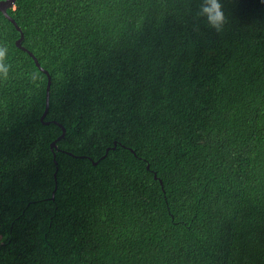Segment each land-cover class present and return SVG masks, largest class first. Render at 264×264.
I'll use <instances>...</instances> for the list:
<instances>
[{
  "label": "trees",
  "instance_id": "16d2710c",
  "mask_svg": "<svg viewBox=\"0 0 264 264\" xmlns=\"http://www.w3.org/2000/svg\"><path fill=\"white\" fill-rule=\"evenodd\" d=\"M220 4L0 9V264H264V0Z\"/></svg>",
  "mask_w": 264,
  "mask_h": 264
},
{
  "label": "clouds",
  "instance_id": "9594fccd",
  "mask_svg": "<svg viewBox=\"0 0 264 264\" xmlns=\"http://www.w3.org/2000/svg\"><path fill=\"white\" fill-rule=\"evenodd\" d=\"M202 17L211 28L220 31L224 22V13L220 0H200V11L197 14ZM7 55V48L0 46V75L7 76L9 65L4 62Z\"/></svg>",
  "mask_w": 264,
  "mask_h": 264
},
{
  "label": "water",
  "instance_id": "95a60500",
  "mask_svg": "<svg viewBox=\"0 0 264 264\" xmlns=\"http://www.w3.org/2000/svg\"><path fill=\"white\" fill-rule=\"evenodd\" d=\"M15 1H16V0H0V9L3 10L4 13H5L9 18H11V19L13 20V22L17 25V22H16V21L12 18V16L8 13V8H10L11 6H13L14 3H15ZM22 40H23V34L17 39V44H18L19 46H21V47L24 48V46L22 45ZM30 53L33 55V57L35 58L37 64L40 66V68H41L43 71H45V72L47 73V75H48L47 96H46V108H45V111H44V113H43V115H42V117H41V119L44 120V118H45V116H46V114H47V111H48V109H49L50 88H51L52 77H51L50 72H49L48 70H46L44 67L41 66V64H40V62H39V60H38V58H37L32 52H30ZM60 125L63 127L62 124H60ZM65 132H66V129L63 127V133H62V135L65 134ZM62 135H61V136H62ZM55 144H56V140H54V141L52 142V145H53V146H54ZM54 194H55V192L53 193V196H54Z\"/></svg>",
  "mask_w": 264,
  "mask_h": 264
}]
</instances>
